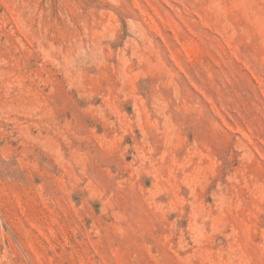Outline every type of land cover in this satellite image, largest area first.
Returning a JSON list of instances; mask_svg holds the SVG:
<instances>
[{
    "label": "rangeland",
    "instance_id": "rangeland-1",
    "mask_svg": "<svg viewBox=\"0 0 264 264\" xmlns=\"http://www.w3.org/2000/svg\"><path fill=\"white\" fill-rule=\"evenodd\" d=\"M0 264H264V0H0Z\"/></svg>",
    "mask_w": 264,
    "mask_h": 264
}]
</instances>
